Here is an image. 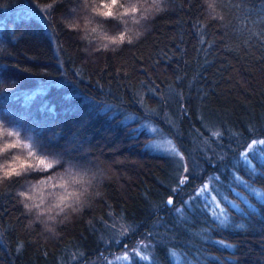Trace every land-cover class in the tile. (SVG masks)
Here are the masks:
<instances>
[{
  "label": "trees",
  "instance_id": "16d2710c",
  "mask_svg": "<svg viewBox=\"0 0 264 264\" xmlns=\"http://www.w3.org/2000/svg\"><path fill=\"white\" fill-rule=\"evenodd\" d=\"M103 2L0 0V131L48 153L70 151L86 165L73 171L91 185L62 213L50 193L60 194L58 174L71 179L68 165L50 179L38 171L27 182L0 180V264H72L79 253L83 264H264V163L249 154L255 175L237 164L244 145L264 139V0H119L113 18L93 11ZM132 5L140 11L124 15ZM212 131L222 141L206 147ZM163 141L190 171L192 152L203 171L178 185L173 159L146 147ZM27 151L0 154V167ZM43 179L50 186L34 204L19 196L15 181L37 188ZM209 196L226 208L227 228L213 219L215 205L205 208ZM143 242L148 261L115 259Z\"/></svg>",
  "mask_w": 264,
  "mask_h": 264
},
{
  "label": "snow or ice",
  "instance_id": "6c2138e0",
  "mask_svg": "<svg viewBox=\"0 0 264 264\" xmlns=\"http://www.w3.org/2000/svg\"><path fill=\"white\" fill-rule=\"evenodd\" d=\"M119 4V0H104L102 6L100 8H93V11H97L98 15L106 17V18H113L114 14L112 9L117 7ZM54 6V3H50L47 5L48 8H52ZM120 7H123L122 4L119 5ZM208 8L214 9L213 3H208ZM140 9L136 5H132L129 8L125 9L124 15H130L133 13L139 12ZM125 40V34L121 33L118 36H113L111 38L112 44H120ZM130 42V41H129ZM107 47V46H105ZM52 110V109H50ZM167 119V117H165ZM207 128L208 126L205 125ZM212 127H216V125H212ZM153 133H161V130L159 128H153ZM20 133L18 131H8V132H2L0 131V154L8 153L12 149H28L26 157L22 158L19 155H13L10 160L11 162L8 164H5L4 166L0 167V180H11L13 176L16 177H23L24 181L27 182L30 180V173L32 172H38V171H44L47 172L48 178H51L52 170L53 168H61L64 167V165H68L64 176L71 177V179H65L63 176H60L58 174L57 178L60 179L62 182L59 183V185H56L55 183L52 184L53 188L59 187L62 190V194L58 197V203L55 204V209H58L60 212H65L66 209H72L76 210V208L83 202V199L86 198L89 195V187L91 186L89 184V187H85L86 181L79 178V173L74 172L73 170L75 168H83L86 167V165L83 164H76L73 163L71 158V152L67 153H48L44 146L39 143V141L32 142L29 141L25 143L23 140L19 139H5L7 138H13V137H20ZM178 135V134H177ZM217 137L218 139L216 141H211V137ZM203 139V137H200ZM223 133L220 131H212L210 133L209 141L205 142L206 147H210V142L217 143L218 146H220V142L222 141ZM168 145H171L170 147ZM183 145H181L182 147ZM259 146H264V139H254L251 141L250 144L244 145V147L248 148L251 152H259L260 157L262 158V163H264V148H260ZM146 147H152L154 149H164L165 152L168 154L166 158H172L173 163L176 165V168L174 171L179 172L181 175L176 177V183L178 185H185L188 183L189 178L193 175H199L200 172L203 171L202 166L200 165L198 159L196 156L189 152V159L192 164V170L190 171L185 162L183 157L180 155V153L177 151V147L175 145H172L171 141H163V142H155L154 144ZM185 151H188V149H185ZM53 156L54 162H49L48 157ZM213 158H215V153L213 154ZM223 159V157H221ZM243 163V165L248 169V171L252 174H256V167L253 165L252 160L249 157L248 152H244L241 154V160L237 162V164ZM233 167H237V165H234ZM238 170V169H237ZM264 171V170H262ZM184 173H187V175H184ZM182 177V178H181ZM236 182L238 184H243L246 188H249L250 191L254 195L257 194L256 189L251 187V184L239 177H234ZM41 183H44L46 181H40ZM215 182H219L218 178ZM15 183L21 184L23 187V183L19 180L15 181ZM209 185L203 184V186L199 189L200 194H206L208 193ZM182 189H173L172 191H180ZM212 191H216L215 188L212 189ZM219 195V193H217ZM195 199L193 203H196L199 201L200 197L193 192L192 194ZM239 195V193H238ZM20 197H24L25 200L31 199L26 193V191H21L19 193ZM209 199L212 201V204L205 203V208H211L213 205H215V208L213 210V219L218 222V227H224L227 228L229 225V219H228V212L226 208H221L219 206V202L217 201L216 197L209 196ZM224 200H227V197H223ZM264 199V198H261ZM245 203H247V198L244 200ZM21 203H24V201H21ZM167 205H172L173 200L169 198L166 201ZM228 204L231 205V208L233 209H239V205L234 203L233 201H228ZM25 208H27L29 211H31V208L29 205L25 204ZM174 211L180 212V209L177 207L173 209ZM183 213L181 212V216ZM118 222L114 219L113 226H112V233H113V240L112 243H118L119 241L115 239L116 231L115 227ZM181 223H187L186 220L182 221ZM239 227H243V225H239ZM121 232L124 231V228L121 227ZM158 235V233H157ZM154 236V233L149 232L145 233V238L151 240ZM159 243V241H157ZM107 243V241H106ZM223 247H230L231 245H225L223 241H218ZM22 248V245H21ZM136 245H134V250L124 249V253L121 256L115 257L116 260H142V261H148L149 257L147 255L141 256L139 254V250H135ZM104 259V264H109L107 261V258ZM72 264H83V253H79L78 257L73 256L71 257ZM91 264V262H89Z\"/></svg>",
  "mask_w": 264,
  "mask_h": 264
},
{
  "label": "rangeland",
  "instance_id": "374dc122",
  "mask_svg": "<svg viewBox=\"0 0 264 264\" xmlns=\"http://www.w3.org/2000/svg\"><path fill=\"white\" fill-rule=\"evenodd\" d=\"M75 5V4H74ZM72 6L71 7V9L73 10V9H76V5L75 6ZM74 18V17H73ZM151 123V122H150ZM251 143V142H250ZM250 143H248V144H250ZM260 148H264V146H259ZM244 152H248L249 154H257L259 157H260V155H259V152H251L248 148H246V147H244L243 149H242V152H241V154L242 153H244ZM240 158H241V155H240ZM49 160V162H53V161H51L50 159H48ZM54 175V173L52 174V176ZM58 179V178H57ZM43 181H45V179H43ZM58 185V184H57ZM47 186H50V184H48L47 182H44V183H39V187H37L36 188V186L34 185V184H32L31 182L30 183H26L24 186H23V188H22V190L21 191H26V193H27V195L29 196V197H31L32 199V201H29L30 203H32V204H34V197H36V194H38L42 189H44V188H46ZM240 187H245L243 184H240ZM58 190L59 189H56V191H54L53 190V192H51L50 193V196H52V197H55L57 200H58V197H59V195L60 194H62V191L60 190V194H58ZM20 191V192H21ZM235 192H237L236 190H235ZM30 200V199H29ZM141 247L142 248H140V247H138V250H139V253H141V255L142 256H144V255H147L146 254V252H147V247H146V245H145V243L143 242L142 244H141Z\"/></svg>",
  "mask_w": 264,
  "mask_h": 264
},
{
  "label": "water",
  "instance_id": "95a60500",
  "mask_svg": "<svg viewBox=\"0 0 264 264\" xmlns=\"http://www.w3.org/2000/svg\"><path fill=\"white\" fill-rule=\"evenodd\" d=\"M169 199V198H168Z\"/></svg>",
  "mask_w": 264,
  "mask_h": 264
}]
</instances>
